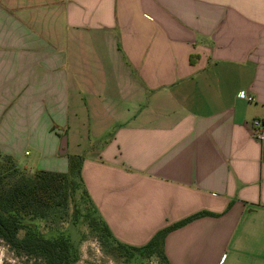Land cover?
Returning a JSON list of instances; mask_svg holds the SVG:
<instances>
[{"label":"crops","instance_id":"0c3cea01","mask_svg":"<svg viewBox=\"0 0 264 264\" xmlns=\"http://www.w3.org/2000/svg\"><path fill=\"white\" fill-rule=\"evenodd\" d=\"M27 147L83 157L124 245L207 212L167 264H264V0H0V152Z\"/></svg>","mask_w":264,"mask_h":264},{"label":"trees","instance_id":"16d2710c","mask_svg":"<svg viewBox=\"0 0 264 264\" xmlns=\"http://www.w3.org/2000/svg\"><path fill=\"white\" fill-rule=\"evenodd\" d=\"M81 162V156H71L67 174L43 170L27 173L18 168L10 156L0 152V240L14 253L40 259L43 264H75L78 255L70 237L62 233L46 237L38 230L37 222L67 208L77 185L81 188ZM82 196L86 199L85 208L92 210L97 218L91 219L90 224L105 243L112 242L128 257L134 254L155 256L164 264H167L163 252L165 236L192 220L209 215L197 213L158 231L145 245L130 247L112 236L85 190ZM21 232L23 235L19 236Z\"/></svg>","mask_w":264,"mask_h":264},{"label":"rangeland","instance_id":"374dc122","mask_svg":"<svg viewBox=\"0 0 264 264\" xmlns=\"http://www.w3.org/2000/svg\"><path fill=\"white\" fill-rule=\"evenodd\" d=\"M25 151H27V155H24L17 165L23 171L32 173L29 170L35 171L36 165L34 162L37 154L31 147H27ZM70 157L68 154L55 156L57 159H65L67 161V171L62 174H67L69 171ZM81 158L83 161L82 156ZM80 178L82 189L77 185V190L69 198L67 208L52 213L46 220L37 222L38 230L46 237L55 236L59 233L69 236L73 246L77 250L78 259L75 264H164L155 256L134 254V256L128 257L126 254H123V251L118 250L112 242H104L101 235L94 231V226L90 224L91 219L96 220L97 218L92 210L85 208L86 199L82 196V190H85L87 195L88 192L81 175ZM88 198L90 199L89 195ZM94 208L97 215L102 219L95 206ZM102 221L104 222L103 219ZM22 235L23 232L19 233V236ZM0 264L43 263L40 259L14 253L0 240Z\"/></svg>","mask_w":264,"mask_h":264},{"label":"built area","instance_id":"2783aa9c","mask_svg":"<svg viewBox=\"0 0 264 264\" xmlns=\"http://www.w3.org/2000/svg\"><path fill=\"white\" fill-rule=\"evenodd\" d=\"M242 98H246L247 101H253V99L249 97H245L244 95H240ZM263 124L259 120H254L252 122L253 136L256 139H262L263 137Z\"/></svg>","mask_w":264,"mask_h":264},{"label":"water","instance_id":"95a60500","mask_svg":"<svg viewBox=\"0 0 264 264\" xmlns=\"http://www.w3.org/2000/svg\"><path fill=\"white\" fill-rule=\"evenodd\" d=\"M65 147H66V138L63 137L62 140H61V154H64L65 153Z\"/></svg>","mask_w":264,"mask_h":264}]
</instances>
